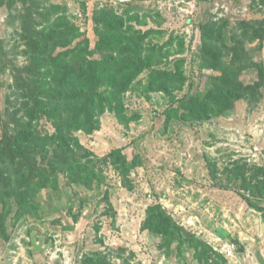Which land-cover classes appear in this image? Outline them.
<instances>
[{"label": "rangeland", "instance_id": "rangeland-1", "mask_svg": "<svg viewBox=\"0 0 264 264\" xmlns=\"http://www.w3.org/2000/svg\"><path fill=\"white\" fill-rule=\"evenodd\" d=\"M44 1L81 29L89 59L101 58L99 20L115 21L96 17L108 8L123 17L125 30L148 33L144 57L154 60L123 95L122 115L107 111L100 129L76 133L79 168L71 175L60 171L58 182L36 193L27 214L8 218L0 264H264V213L255 208L264 199L251 190L256 180L246 185L239 171L252 177L254 167L264 166V95L253 102L243 96L232 111L208 120L180 118L182 99L209 90L213 69L204 65L203 26L226 33L224 47L234 45L245 21L264 18V0ZM21 10L22 2L0 8V69L4 54L26 62L17 55L22 48L14 50ZM246 46L264 72V33ZM153 47L161 52L153 54ZM232 56L225 54L228 62ZM153 70L178 72L184 84L172 86L171 94L150 91ZM258 72L245 68L240 78L252 84ZM3 75L0 139L13 81L9 68ZM173 107L179 116L170 117ZM38 128L55 130L46 118ZM157 205L175 225L167 235L151 227L150 208ZM229 246L235 256L227 255Z\"/></svg>", "mask_w": 264, "mask_h": 264}, {"label": "trees", "instance_id": "trees-1", "mask_svg": "<svg viewBox=\"0 0 264 264\" xmlns=\"http://www.w3.org/2000/svg\"><path fill=\"white\" fill-rule=\"evenodd\" d=\"M18 2H22V10L16 17L19 26L15 32L20 41L14 50L22 48L17 55H24L26 62L20 64L17 59L14 62L4 54L0 69V80L6 68L13 77L6 111L9 117L4 121L0 139L1 235L8 232V218L16 221L27 214L36 202V193L58 182L60 171L70 174L79 166L77 151L82 146L76 133L100 129L101 116L107 111L122 115L123 95L154 60V55L144 57L143 42L148 33L140 36L138 32L125 30V20L114 9L96 12L97 18L115 21L108 24L99 20L98 32L102 39L96 45V52L101 58L89 59L88 40L81 29L66 24L65 17L56 16L44 0H0V8L15 7ZM203 28L204 65L213 69V73L209 76L207 93L194 92L180 101L184 108L180 118L185 120H208L232 111L243 96L253 102L264 95L263 69L253 61L246 46L248 41L263 39L264 18L245 21L243 37L238 35L237 43L227 47L221 40L226 33H209L207 25ZM2 51L5 52L3 47ZM156 51L153 47V54ZM226 53L233 54L230 62L225 58ZM245 68L259 71L258 79L252 84L245 85L240 78ZM216 70L221 72L215 73ZM183 84L184 79L178 72L153 70L148 89L171 94L172 86ZM178 112L173 107L170 117L179 116ZM44 118L53 124L52 133L39 130ZM254 169L257 173L253 172L252 177L244 175L247 171H239L246 185L256 180L251 190L264 199V178L258 179L264 175V166L257 165ZM255 208L264 213L263 205L257 204ZM150 211L151 227L157 232L167 235L175 230L160 205L151 207Z\"/></svg>", "mask_w": 264, "mask_h": 264}, {"label": "built area", "instance_id": "built-area-1", "mask_svg": "<svg viewBox=\"0 0 264 264\" xmlns=\"http://www.w3.org/2000/svg\"><path fill=\"white\" fill-rule=\"evenodd\" d=\"M226 253L228 256H235V248L232 246H229Z\"/></svg>", "mask_w": 264, "mask_h": 264}]
</instances>
